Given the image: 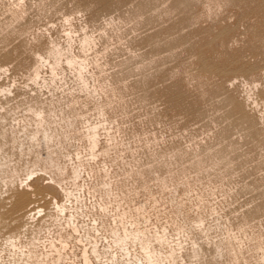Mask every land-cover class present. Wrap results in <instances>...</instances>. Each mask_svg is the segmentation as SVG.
<instances>
[{
	"label": "rangeland",
	"instance_id": "rangeland-1",
	"mask_svg": "<svg viewBox=\"0 0 264 264\" xmlns=\"http://www.w3.org/2000/svg\"><path fill=\"white\" fill-rule=\"evenodd\" d=\"M127 231L264 264V0H0V264H147Z\"/></svg>",
	"mask_w": 264,
	"mask_h": 264
},
{
	"label": "bare ground",
	"instance_id": "bare-ground-1",
	"mask_svg": "<svg viewBox=\"0 0 264 264\" xmlns=\"http://www.w3.org/2000/svg\"><path fill=\"white\" fill-rule=\"evenodd\" d=\"M21 2V1H20ZM87 39V38H86ZM92 41V40H91ZM83 43V42H82ZM56 47V46H55ZM55 50V49H54ZM64 57V56H63ZM40 60H43L42 57ZM66 61V60H65ZM206 61V60H205ZM57 62V61H56ZM77 62V61H76ZM79 63V62H78ZM52 69V68H51ZM37 74V72H36ZM81 75V74H80ZM37 77L39 75H36ZM59 78V77H58ZM41 112V111H40ZM37 117V116H36ZM39 118V117H38ZM44 120V119H43ZM96 134H94L92 136V143L94 145H96ZM35 173L33 172L31 175L29 173V177L31 178ZM29 178V179H30ZM24 182V180H22ZM27 181V180H26ZM39 181V180H38ZM35 181L34 182H38ZM53 182H56V184L58 183L57 181H55L54 179H52ZM22 183V182H21ZM23 184V183H22ZM59 184V183H58ZM20 187V184H19ZM48 188V187H47ZM22 190H24V194L21 195L18 199H16L14 205H15V210L24 207V205L26 203H28V201L30 200L29 197L31 195H36V194H40L43 195V191L41 190L40 187H36L35 184L33 183V181L31 180ZM56 205V204H55ZM58 208L61 210V212H64V207L62 206H58ZM158 242H164L163 237H156L155 238ZM152 238L148 237V235L145 232H137V233H133V234H129L128 231L125 234L124 238H120L117 243H119V245L122 247L123 250H128V246L130 243H128L129 241L135 242L137 244H139L142 249L147 253V264H158L157 263V259H154V253L150 250V243H151ZM10 243L13 244V247L16 248V244L17 241H14L13 239H10ZM12 247V248H13ZM88 263V262H87Z\"/></svg>",
	"mask_w": 264,
	"mask_h": 264
}]
</instances>
